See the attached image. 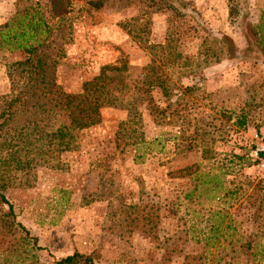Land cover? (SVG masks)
<instances>
[{
  "label": "rangeland",
  "instance_id": "374dc122",
  "mask_svg": "<svg viewBox=\"0 0 264 264\" xmlns=\"http://www.w3.org/2000/svg\"><path fill=\"white\" fill-rule=\"evenodd\" d=\"M100 1L0 0V30L18 11L33 6L50 23L51 34L40 49L65 94L80 93L104 66H126V82L133 85L143 79L153 54L122 24H134L148 10L119 0ZM185 2L189 18L178 25L200 24L203 30L184 36L177 47L194 68L181 82L197 89L183 101L181 116L158 123L146 105H139L135 129L147 141H157L142 164H135L124 146L130 139L116 148L117 133L128 129L123 125L128 111L105 107L101 122L78 135V151L51 160L58 169L45 165L36 177L11 174L9 180L0 174L18 221L41 248L21 242L26 238L2 222L0 210V259L6 252L11 261L20 257V264H55L80 252L95 256L98 264H264V229L252 251L241 248L258 226L248 210L247 183L264 182L261 156L254 155L264 143V54L253 34L264 0H236L234 18L229 0ZM147 19L145 39L163 44L173 18L151 11ZM208 36L219 42L206 48L218 49L222 60L199 65L200 45ZM25 59L22 52L0 50V97L11 94L12 78L24 83L16 63ZM153 95L164 107L159 91ZM226 113H245L248 129L236 133ZM63 115L68 120L65 111ZM180 127L191 150L177 148ZM203 149L215 158L204 160ZM232 154L249 162L239 169ZM198 165L193 175L181 172L188 167L194 172ZM222 165L230 167L231 174L221 178L228 195L221 193V200L197 194L193 201L184 198L200 171L218 172Z\"/></svg>",
  "mask_w": 264,
  "mask_h": 264
},
{
  "label": "trees",
  "instance_id": "16d2710c",
  "mask_svg": "<svg viewBox=\"0 0 264 264\" xmlns=\"http://www.w3.org/2000/svg\"><path fill=\"white\" fill-rule=\"evenodd\" d=\"M108 0H101L106 2ZM131 6H145L148 12L136 19L133 23L122 24L130 35L149 49L153 59L145 68V75L139 82L130 85L126 82L125 73L127 67L124 65L104 66L100 74L93 80L83 84L82 91L78 94H65L56 84L53 76V68L46 61V52L41 50L51 34L50 23L39 16L33 6L18 11L0 30V50L8 52H22L26 59L16 63L22 68L21 74L25 79L24 83L11 79L12 92L10 95L0 97V174H4L9 180L11 174H22L31 177L37 176V169L45 165L58 169L59 165H51L52 159L56 160L65 153L78 151V135L101 122V110L105 107L118 108L128 111V120L123 124L128 129L117 133L116 148L120 150L125 139L130 141L124 144L132 151V158L135 164H142L148 155L154 152L156 140L147 141L135 129L137 117L139 116V105H146L149 115L159 123L166 117L181 116L183 101L189 94H193L196 86H185L181 79L194 72L192 61L185 57L177 49L181 39L192 32L203 30V26H188L183 29L178 25L180 20L189 18L186 12L189 4L185 0H119ZM230 17L234 18L237 13L236 0H229ZM152 12L168 13L169 29L165 42L161 45H152L145 39V32L149 23L147 16ZM143 19V20H141ZM142 24H139L140 22ZM253 34L256 43L264 54V11L260 17L259 24L253 27ZM211 42H219L217 39L208 36L202 41L198 55L203 57V62L215 59L217 62L222 59L218 49L206 48ZM228 56V51L226 53ZM159 91L164 99L165 106L161 107L154 97V92ZM65 111L68 120H63ZM228 122L234 120L236 133L246 131L249 127L248 116L245 113L224 114ZM223 117V118H224ZM159 120V121H158ZM125 131V132H124ZM179 136L175 139L181 141L177 148L186 145L188 138H185V128L180 127ZM187 150L193 146L187 143ZM125 152L121 149V153ZM208 149H203L204 160H212L215 155H209ZM238 162L236 166L242 169L249 160L241 155L232 154ZM229 166L222 165L218 172L195 176L193 184L185 193L184 198L193 201L195 194L197 198L208 195L211 200H221V193L228 195L225 182L221 179L231 173ZM60 169V168H59ZM191 168L181 170L183 173H197L199 165L193 172ZM192 174V175H193ZM250 191L248 210L253 211L252 217L257 224V232L251 234L245 243H242V251L250 252L258 245L259 232L264 229V182L247 183ZM7 186L0 182V210L1 220L8 227L14 228L26 239H19L27 245L38 248L37 239L30 238L29 230L18 221L14 211V205L5 194ZM227 191V192H226ZM231 228V227H229ZM31 241L33 243H31ZM6 254V252H5ZM1 257L0 264H20V257L11 261ZM253 257V253H251ZM10 258V256H9ZM55 264H98L95 256L75 252L55 262Z\"/></svg>",
  "mask_w": 264,
  "mask_h": 264
},
{
  "label": "built area",
  "instance_id": "2783aa9c",
  "mask_svg": "<svg viewBox=\"0 0 264 264\" xmlns=\"http://www.w3.org/2000/svg\"><path fill=\"white\" fill-rule=\"evenodd\" d=\"M254 155L257 158L261 156V163H260L259 167H260V169H262L264 171V143L255 149Z\"/></svg>",
  "mask_w": 264,
  "mask_h": 264
}]
</instances>
